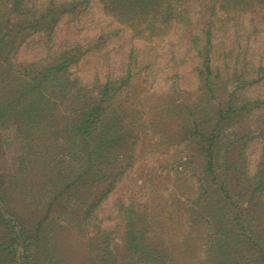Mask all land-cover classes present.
Here are the masks:
<instances>
[{"label": "rangeland", "instance_id": "1", "mask_svg": "<svg viewBox=\"0 0 264 264\" xmlns=\"http://www.w3.org/2000/svg\"><path fill=\"white\" fill-rule=\"evenodd\" d=\"M206 1L184 2L175 12L176 17L165 24L163 31L167 36L163 37L134 32L103 14L97 0H73L74 11L62 19L56 42L60 44L67 35L86 51L81 63L70 71V80L79 85L91 83L94 79L102 82L108 75L114 79L126 77L134 65L131 74L134 79L118 92L119 99L130 108V112L141 111L144 120H153L156 125L161 119L164 95L191 105L197 102L196 68L202 63L196 52L199 48L205 51L210 44L212 50L208 51L214 57V68L221 73L230 76L237 73L242 78L250 74L255 78L257 70H262L260 74L263 77L259 83L252 84L244 93L252 98L253 103L255 100L264 103V2L256 0L235 6V1L231 0V3H225L229 6L224 7L225 4L219 0H212L209 4ZM22 29L14 46L6 47V51L0 50L4 52L0 55V71L4 70L0 77L11 73L17 77L16 87L21 82L19 76L28 67L35 70L42 67L36 62L44 56L42 48L45 42L39 31H30L28 27ZM0 47L4 48V45L0 44ZM8 52L12 68L5 60ZM7 70L10 73H6ZM3 84L9 82L0 83L1 92L4 91ZM54 101L58 104L60 100ZM261 102L259 107L252 103L251 111L245 113L241 110L238 113L242 116H236V121L251 131L249 146L239 158V165L242 163L246 168L260 160L258 157L264 150V104ZM63 105L50 115L53 119L48 124L55 123L61 127L65 124L63 119L68 121L72 109L69 104ZM119 116L123 117L121 111ZM20 122L17 123L13 116L0 121V244L13 238L19 232L18 225H22L27 229L25 235L36 239L33 243L36 250H33L37 254V264H93L95 253L90 251V244L96 241L101 244V231L107 230L110 232L108 241L100 248L107 247L111 253L108 264H249L244 262L243 246L227 241L228 236L231 238L236 234L235 228L226 226L219 219V226L211 229L210 224L217 222L213 217L190 216L188 207L193 198L207 197L205 193L211 194L212 191L214 194V189L199 188V171L198 176L191 175L189 166L185 167L187 148L183 135H179L182 132L176 142L163 144L158 143V131L142 130L130 157L121 159L126 178L112 189L108 186L111 178L102 182L82 179L78 189V185L70 183L73 177L67 174L74 172L75 163L83 156V153L77 155L80 146L74 145L72 160H65L63 151L50 153V147L45 154L42 144H47L48 141L44 140L49 136L47 132L54 128L29 130ZM235 127L238 126L233 124L232 132ZM175 128L176 125H171L158 130L171 134ZM133 134L136 135L135 132ZM237 138L235 132L233 139ZM51 146L56 148V143H51ZM55 155L59 159L53 160ZM47 165L50 173L43 171ZM65 172L68 179L63 177ZM236 178L238 176L234 175L231 180L238 185ZM241 187L233 186V189L240 192ZM119 198L124 204L136 201L143 209L144 216L138 219L136 216V219L140 225L145 224L142 227H146L147 232L152 233L146 237V244H140L146 251L144 259L139 256L133 258L134 250L126 248L129 244L123 235V221L117 203ZM261 199L256 210L264 217V192ZM51 203V211L47 213L46 208ZM138 211L140 214V208ZM7 213L15 216L19 224L3 222L1 215L8 219ZM43 219V227L39 229ZM254 224V229L259 231L262 224L261 230H264L263 220ZM222 226L227 230L216 233ZM195 236L197 239L194 241ZM2 255L0 253V264H18L17 257L13 259L10 256L5 260ZM22 258L19 264L30 261Z\"/></svg>", "mask_w": 264, "mask_h": 264}, {"label": "trees", "instance_id": "2", "mask_svg": "<svg viewBox=\"0 0 264 264\" xmlns=\"http://www.w3.org/2000/svg\"><path fill=\"white\" fill-rule=\"evenodd\" d=\"M72 1L0 0V44L4 45V48L0 47V50L4 51L5 49L6 51V47L14 46L19 30L23 27H28L30 31H39L45 42L42 48L44 56L36 62L42 67L36 70L28 67L25 70L26 73L23 72L19 76L21 77L20 85L17 87L14 85L17 83V77L8 70L6 73L10 74L0 77L2 79L0 83L9 82V84L1 86L4 91H0V121L13 116L17 123L23 119V126L28 127L29 130L35 129V127L39 129L53 127L54 130L47 132L49 136L44 139L48 141L47 144L44 142L42 144L45 154H48L46 150L50 147V153L63 151L66 154L64 159L72 160V149L75 148L74 145H79L81 149L77 155L83 153V156L78 158L77 164L74 159L75 173L67 174L73 177V181L70 183L78 185V189L82 179H94L96 182L99 180L102 182L103 179L111 178L108 186L109 189H112L115 184L126 178L121 159L123 156L130 157L142 130L158 131L160 135L158 143L163 144L176 142L179 139L178 134L182 132L179 135H183L182 140L187 148L184 159L188 162L184 164L185 167L189 166L191 175L198 176L199 171V188L214 189V194L210 190L211 194L205 193L207 197L196 196L193 198V203L188 207L190 216L192 218H199L202 215L213 217L217 222L210 224L211 229L219 226V219L226 223V226L235 228L236 234L231 238L228 236L227 241L243 246L241 249L244 253V262L264 264L262 224L259 226V231L254 229L256 228L255 221H264L262 214L260 215L256 210L259 202H262L261 196L264 192V150L258 157L260 160H257L251 168L244 167L242 163V166L239 165V158L241 154H244L242 152L249 146L251 131L236 121V116H242L238 113L241 110H245V113L251 111L252 109L249 107L254 103L257 107L260 106V100H255L253 103L252 98L244 91L252 84L259 83L260 77H263L260 74L262 70H257L255 78H252L253 76L250 74L249 76L244 75L243 78L237 73H234L233 76L225 75L214 68V57L208 51L212 50L210 44L205 48V51L199 48L196 53L201 58L202 65L196 68L197 83L195 82L199 99L191 105L180 100H172L164 95L162 97L164 99L163 106L160 108L161 119L155 125L153 120H144L143 112H130V108L126 107L123 100L119 99L118 92L131 84L130 80L134 79L131 76L134 65L130 69L129 64L128 76H118L115 78L116 81L110 75L102 82L94 79L91 83L82 82L79 85L70 80V71L81 63L85 56L84 53H86L83 46L74 42L67 35L62 38L60 44L56 43L61 32L62 19L74 11L75 4ZM97 1L102 6L103 14L129 27L134 32L142 31L139 33L165 37L167 36L163 31L165 24L176 17L175 12L182 7L184 2L193 0ZM210 1L212 0H207V4ZM233 1H235V6H238L256 0ZM258 1L264 2V0ZM227 2L231 3V0H219V3ZM3 51L0 52V55L4 54ZM5 57L7 66L14 67L9 58V52ZM3 73L4 70L0 71V75ZM128 77L129 82L126 81ZM75 87L77 88L74 91ZM54 99L60 100L59 103L57 104ZM63 104L70 105L71 117H67L68 121L63 119L65 124L61 127L55 123L48 124L52 118L50 115L54 114L56 108ZM111 106H114L113 109L110 108ZM135 108L140 107L135 106ZM120 111L123 114L122 120L119 116ZM138 114L142 116L137 117ZM121 123H126V125ZM233 124L238 127L233 128L232 132ZM171 125H176L177 128L171 134L158 130L159 127H170ZM239 125L243 127H239ZM134 132L136 135L133 134ZM235 132L238 135L237 140L233 139ZM54 142L56 148L51 146V143ZM55 156L53 160L59 159L58 155ZM50 163L48 161L49 165ZM49 165L44 167L45 173L51 172L48 170ZM67 175L65 172L63 177L68 179ZM234 175L238 176L236 178L239 181L238 185L231 180ZM233 186H242L241 191H235ZM108 192L109 190H106V193ZM1 199L0 196V201H2ZM195 202L196 204H194ZM117 203L123 221V235L126 236L129 244L126 248L130 251L134 250L133 258L139 256L144 259L146 251L140 244H146V237L152 233L147 232V228L142 227L145 224L140 225V221L137 220L140 216H144L141 211L143 209L139 204L137 205L136 201L124 204L122 198H119ZM196 207L197 209H195ZM51 208L52 203L47 206L46 212L49 213ZM139 208L140 214L138 213ZM6 211L5 208L4 212ZM7 215L8 219L1 215L3 222L13 221L12 224H19L15 216L8 213ZM252 215H255V218ZM44 220L40 221L39 229L43 227ZM18 226L19 232L9 240L4 239L7 241L5 244H0V253L3 254L2 257L5 260L10 256L13 259L17 257L18 264L21 262L22 256L23 260H30L27 264H37V254L33 250H36V244H33L36 239L25 235L27 229L24 226L23 228L22 225ZM159 228L161 229V227ZM223 228L226 227L222 226L221 229H217L216 233L220 231L224 233L223 231L227 229ZM162 232L166 233V230H162ZM101 233V244L97 241V244H90V251L95 253L93 264L94 261L96 264L110 262L109 255L111 253L106 250L107 247L100 248L108 241L110 232L103 230ZM35 238H38V234H35ZM196 239L195 236L194 241ZM49 249L52 251L50 246ZM233 251H235L234 248ZM27 253H29L28 256Z\"/></svg>", "mask_w": 264, "mask_h": 264}]
</instances>
